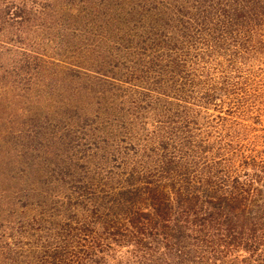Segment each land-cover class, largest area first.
I'll list each match as a JSON object with an SVG mask.
<instances>
[{
	"label": "trees",
	"instance_id": "trees-1",
	"mask_svg": "<svg viewBox=\"0 0 264 264\" xmlns=\"http://www.w3.org/2000/svg\"><path fill=\"white\" fill-rule=\"evenodd\" d=\"M86 1L71 25L59 2L0 0V58L21 46L18 75L63 78L75 99L13 192L0 264H264V161L239 118L264 0Z\"/></svg>",
	"mask_w": 264,
	"mask_h": 264
},
{
	"label": "rangeland",
	"instance_id": "rangeland-1",
	"mask_svg": "<svg viewBox=\"0 0 264 264\" xmlns=\"http://www.w3.org/2000/svg\"><path fill=\"white\" fill-rule=\"evenodd\" d=\"M44 1L64 5L65 20L71 25L74 24L72 18L77 15L76 11H83L86 15L91 11L86 0ZM88 19V16L82 18L83 22ZM28 40L34 43L32 46L39 44L33 36ZM19 47L14 44L11 53L15 54H8L10 52L7 51L0 58V231L5 228L6 233L11 227L16 228L17 217L15 219L12 214V205L24 202V199L18 200V196L12 198L13 192L22 186H31L32 182L29 181L38 178L32 174L47 162L46 149L58 147V141L51 134L60 137L62 128L68 125L67 117H74L73 110H65L75 100L73 90L66 88L71 87L72 82H65V79L47 73L42 76L39 70L35 71L39 72L36 75H32V72L30 75H18L14 66H25L27 61L18 53ZM4 48L0 44L1 54L5 53ZM47 54L49 62H57L56 58H60L51 51ZM253 65L255 69L248 79L256 84L239 118L247 127L248 139L244 144L264 161V63L262 69L257 68V63ZM20 197H23L22 193ZM21 210L16 208L15 211Z\"/></svg>",
	"mask_w": 264,
	"mask_h": 264
}]
</instances>
